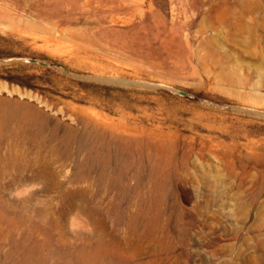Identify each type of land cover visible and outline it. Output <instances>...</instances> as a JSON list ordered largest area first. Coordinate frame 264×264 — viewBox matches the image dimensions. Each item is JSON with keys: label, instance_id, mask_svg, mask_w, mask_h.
<instances>
[{"label": "rangeland", "instance_id": "1", "mask_svg": "<svg viewBox=\"0 0 264 264\" xmlns=\"http://www.w3.org/2000/svg\"><path fill=\"white\" fill-rule=\"evenodd\" d=\"M0 264H264V0H0Z\"/></svg>", "mask_w": 264, "mask_h": 264}, {"label": "bare ground", "instance_id": "2", "mask_svg": "<svg viewBox=\"0 0 264 264\" xmlns=\"http://www.w3.org/2000/svg\"><path fill=\"white\" fill-rule=\"evenodd\" d=\"M24 112H25V111H24ZM32 113H33V112H32ZM23 114H24V113H23ZM26 115H27V114H26ZM28 118H29V117H28ZM28 120H29V119H28ZM14 123H15V122H14ZM12 128H13V127H12ZM18 130H19V129H18ZM17 132H18V131H17ZM3 133H4V132H3ZM7 133H8V132H7ZM1 135H2V134H1ZM8 135H9V133H8ZM8 135H7V136H8ZM10 137H11V136H10ZM44 137H45V136H44ZM11 139H12V138H11ZM15 139H16V138H15ZM40 139H41V138H40ZM37 140H38V139H37ZM35 142H36V141H35ZM13 144H14V143H13ZM17 145H18V144H17ZM38 145H39V144H38ZM20 146H21V145H20ZM22 148H23V147H22ZM10 150H11V149H10ZM23 151H24V150H23ZM23 151H22V152H23ZM13 152L16 153V151H13ZM22 152H21V153H22ZM18 153H19V152H18ZM13 155H17V154H13V153H12L11 155H9V158H12ZM5 157H6V156H5ZM17 158H18V157H17ZM5 159H7V158H5ZM12 161H14V160L12 159ZM137 215H138V214H137ZM147 216H148V215H147ZM139 219H140V218H139ZM141 219H142V217H141ZM141 219H140V220H141ZM147 219H148V218H147ZM147 219H146V220H147ZM144 220H145V219H144ZM142 222H145V221H142ZM142 224H143V223H142ZM151 224H152V223H151ZM151 224L149 223V220H148V222H145V225H144L145 227H144V228H151V227H152Z\"/></svg>", "mask_w": 264, "mask_h": 264}, {"label": "water", "instance_id": "3", "mask_svg": "<svg viewBox=\"0 0 264 264\" xmlns=\"http://www.w3.org/2000/svg\"><path fill=\"white\" fill-rule=\"evenodd\" d=\"M178 92L181 93V94H187L188 93L187 91H185L183 89H179Z\"/></svg>", "mask_w": 264, "mask_h": 264}]
</instances>
